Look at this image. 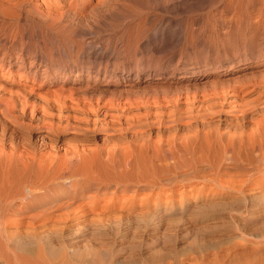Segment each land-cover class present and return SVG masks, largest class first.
<instances>
[{"label": "bare ground", "instance_id": "bare-ground-1", "mask_svg": "<svg viewBox=\"0 0 264 264\" xmlns=\"http://www.w3.org/2000/svg\"><path fill=\"white\" fill-rule=\"evenodd\" d=\"M57 1L59 6L67 4L66 0ZM135 1L160 8L182 4V0ZM246 1H222L217 21L184 29L186 32L169 25L148 27L141 43H130L136 50L141 49L142 61L118 62L112 70H91L92 64L109 58L112 50L92 45L77 48L79 55L85 53L87 67H50V62L36 56L34 49L30 52L32 60L27 61L15 26L8 22L3 26L0 55L1 49L15 53L18 47V51L13 60L0 56V66L23 69L31 79L26 83L0 78V258L5 264H19L27 257L15 253L26 241L22 236L11 241L14 234L46 237L115 233L133 229L130 221L135 219L151 222L155 232L169 235L170 241L173 233L193 235L203 247L210 242V235L231 223L238 232H230L228 227L224 231L226 238L234 242L221 250L223 255L236 263L245 260V264H264V258L250 263L251 256H264V69L260 78L248 84L217 86L235 80L227 78L202 91L187 89L183 93L131 99L86 96L77 91L81 86L68 89L71 91L62 87L77 73L156 81L238 72L245 50L254 44L255 31L264 22V0H250L254 7L250 11L244 7ZM36 2L0 0V20H6V8H13L19 20L20 11L35 9ZM39 2L44 6L39 18L47 24L45 29L59 26L53 20L58 17L51 13L53 0ZM224 14L228 18H223ZM251 16L256 21H251ZM184 37L197 45L199 64L183 61L178 65L171 58L160 64L165 58L160 52ZM152 50L155 55L150 54ZM151 60L157 61L151 65ZM36 78L47 87L59 85V91L51 92L49 88L42 93ZM123 220L130 223L124 227L119 223ZM4 248L16 255L7 254ZM59 252L63 260L52 264L106 262L98 255L87 259L74 248L70 254L63 248ZM178 254L184 257L178 256L176 264H189L186 261L196 257L194 251L193 257H187L185 251ZM204 255L200 254L201 258ZM158 260L150 254L146 264H157ZM123 263L116 259L109 264Z\"/></svg>", "mask_w": 264, "mask_h": 264}, {"label": "rangeland", "instance_id": "rangeland-1", "mask_svg": "<svg viewBox=\"0 0 264 264\" xmlns=\"http://www.w3.org/2000/svg\"><path fill=\"white\" fill-rule=\"evenodd\" d=\"M197 1L198 2L200 1L199 3L201 4H199ZM203 1L204 0H193V1L182 0L181 3L184 4L186 2V4L184 5L180 4L179 6H175L173 8L171 7L172 6L171 4L170 7L168 6V7L160 8L152 5H142L136 2L135 0H66L67 4L63 6H59L60 5L59 1L53 0L51 4L52 17L55 16L61 18L62 16V18L58 19L54 17L55 19L53 20L56 23H59V26L58 24H56L55 28H52L50 30V29H45L46 27L44 26H46L47 24L45 23V21L39 18L40 13H44V6L43 4H40L41 2H39V0H37L36 2L37 6L35 8L36 10L31 9V7H27L28 11L27 10L26 11L24 10L25 12L23 10L20 11V16L18 17L19 20H16V18L13 15L14 14V11L12 10L13 8H10L12 12L10 11L9 8L6 9H9L10 12L4 9L5 10L4 12L6 13L4 18L6 17V20L3 21L2 19L0 20V32L3 26L12 23L10 25H12L13 27L15 26L14 29H16V31L19 32L18 36L20 37V39L17 38V40L19 39L18 41L20 44L19 47L21 48L22 55H24V59L26 58L27 61H31L32 57L30 55L31 54L30 52H32L34 49L36 52L35 53L36 56H38L39 58L40 56H42L43 59H47V61L50 62L49 63L50 67L53 66L54 68L56 66L62 67L69 65L73 67H77L78 65H81L83 67L89 66L86 63H84L85 61H83V58H85V53L79 55V52L77 51L78 50L77 48L84 47V45L99 46L103 48L107 47L110 50L112 48V50L109 53V58H106L105 60L103 59L99 60L98 61L99 64L98 62L95 63L96 66L95 64L91 65L92 71L95 70L96 68L102 70L103 68L105 69L106 67L109 70H112L115 67V65L116 67L118 66L117 65L118 62L119 63L125 62L126 64H128L130 62L142 61L140 60L141 59L140 55L142 52L141 49L136 50L135 48L130 46V43H133L134 41L141 43L143 39H145V36L147 34L145 32L147 29L155 28L156 26H160V25L161 27L169 25L172 29H176L177 31H181V32H186L191 27H194L192 29H195L198 26H204L206 25L207 22L212 23L218 20L217 18H219L220 15L222 14V12L220 14L219 11L222 8L221 7V4L223 3L222 1H228V0H211V1L205 0L204 3L206 2V4H204ZM171 2H173V0H170V3ZM244 7H246L249 11L251 9H254L253 5L250 4V0L246 1ZM228 16L229 15L224 14L223 18L226 19L228 18ZM8 18L9 20H7ZM251 18H250L251 21H256L255 16H253L252 19ZM263 23L264 22H262V25H260V27L255 31L256 41L254 40L255 42L251 46V48L245 50L246 54L245 56L242 57L244 59L240 65L238 72H234V73L227 72L220 75H210V74L208 75L206 73L205 75L201 74L198 75L197 77L187 78L186 76H184L179 79L176 78L156 79V81L145 77L134 80H127L122 78H118L115 80L114 78H109V79L102 78V75L99 77H94L93 75L86 76V74L82 75L81 73H77L76 75L73 74L74 76L73 81L68 80L67 83L64 84L62 87L63 89L65 88L64 90L67 91L68 89L71 88L75 90V87L78 88L79 86H81L78 90L76 88V90L78 92L80 91L81 93H83V95L89 94L92 96H99V97L104 96L103 98L106 99H123V98L131 99L135 97H139V98L147 97L148 95H155V94L161 95V94L183 93L187 89H189V91H202L204 89L211 88L214 83H220L221 81H225L227 78H233L235 80L229 81L224 85H217V86L225 87L227 84L235 85V86L239 84H248L251 83V81L260 78L262 75V71L264 69V38H263L264 24ZM184 29L187 30L185 31ZM48 31H50L51 33H49ZM40 32L41 34L45 32L46 35L44 33L43 34L44 36H42ZM22 33L24 36L22 35ZM30 33L33 34L31 35ZM53 34L56 35L55 38ZM142 34H144V36ZM33 37H35L38 41ZM137 39L140 40L138 41ZM83 41L85 44L83 43ZM103 44L105 45L103 46ZM58 45L59 47H57ZM61 47L63 48V50ZM17 48L15 49L18 51ZM35 48L38 49L36 50ZM1 50L2 51L0 56L4 58L10 57L11 60H13L12 56H14L15 53H17V51H15V53H13V51L11 52L5 51L4 53V49ZM48 51H50L51 53ZM150 54L155 55L153 53V50L150 52ZM198 54L199 51L197 45L195 43H191L190 39L188 40L185 38L180 40L177 44H173L169 46L168 49H166L165 51H161L160 55H165L164 56L165 58H163L159 63L164 64L169 58H171V60H173V63H177L178 65L181 64L183 61L191 62L190 64H199L197 60L198 58H200V56ZM152 61L153 60L150 61V64L152 63L151 65H154L157 60H154V62ZM209 62L210 61L208 60L205 61V63H209ZM3 65L0 66L1 79H4L6 81L12 80V81H17V82L19 81L26 83L30 82L31 80L30 77L27 76V73L23 69H17L12 65H10V68L8 69L6 65L4 66ZM43 67L44 66L41 65L40 69L41 68L43 69ZM40 72L41 70L38 71L39 74ZM158 72L160 73L161 70H158ZM35 83L41 85L40 91L42 93H47L49 88L51 92L52 91L58 92L59 91L58 88L60 87L59 85L47 87L48 84L44 83L43 80H39V78L35 79ZM52 84H54V82ZM255 117L259 118V116H255ZM132 221H130L131 222L130 223L123 220V221H119V223L124 227L126 224L130 223L132 224L133 229L135 231H133V229H129V230L124 229L125 232L124 230H122L119 232H115L116 234L113 232L110 233L109 231L108 232L103 231L104 233L98 232V234L97 232L96 233L94 232L95 235L93 233L90 234V232L89 233L77 232V234L75 233V235L74 233L73 234L70 233L69 234L70 236H68L67 234L62 235L65 237L56 234L48 235L49 237L48 236L45 237L44 235H38V234L37 235L34 234V236L32 234H30L32 236H29L28 234H24V235L14 234L15 236L12 235L10 240L12 241V239H17V238L23 239L22 237H24L23 240L26 241V245L23 247V249L19 250L18 251L19 253L17 251L15 252L17 255H20L24 258L26 257L25 254L27 255V257L24 260L20 261L21 264H23L24 262L25 263L31 262L30 264H32L33 261L34 264H52L55 262H61L63 258L60 257L62 256L61 255L62 252L61 253L59 252L60 248L61 249L63 248L65 251H67V253H69V251H71L73 248L74 250H79L80 252L84 253V256H86L87 259H89V257L91 256L94 257L98 255L100 258H102V261L103 260L106 261V262L101 261L102 262L101 264L113 263L114 260L116 259H122L124 262L123 264H146L147 256H149L150 254L158 256L159 260L157 264H176L175 260L177 259L178 256H180L178 257L179 259H183L182 257L184 256L178 254L183 251H185L188 254L187 257L189 256L193 257L194 255L193 251L196 254L194 256H196L197 258L195 257L193 260L190 259L189 260L190 262L186 261V263L188 262L189 264L192 263L193 264H202V263L203 264H238V263L245 264L246 262L245 260H243V262L242 260H240L239 262L237 261L236 263L235 261L233 262L231 260H228L229 259L228 255H223L224 252L221 251L234 242L226 238L227 235H225L226 232H224L226 228L227 227L229 229L231 228L230 232L233 231L238 232V230L235 229L234 226H231V223L227 224L226 226L222 227L214 234L210 235L209 236L210 242L206 244L207 246L205 245V247H203L199 245L200 243L198 241L193 240V235L182 233L181 236L180 234L181 232L173 233V236L171 237V241H170L167 238V236L169 235L164 236V234H162L161 231L155 232L153 227H151L153 226L151 222L140 219L138 220L135 219ZM136 221H139L140 223ZM142 222H145V225ZM174 234H177L178 236ZM25 235H28L29 238ZM20 236L22 237L20 238ZM43 237H45L46 239H44ZM43 239L44 241H42ZM49 242H51V244L53 245H48ZM64 245L66 246L62 247ZM69 248L72 249L70 250ZM4 250H7V248L6 249L4 248ZM21 251L24 254L20 253ZM40 251L42 256L39 255ZM5 252H7V254L10 255L13 254L16 255L14 251L13 252L11 251L12 253L10 252V250H7ZM90 252H94L95 254L96 253L97 254L92 255ZM197 252L199 254L198 256H197ZM220 252L222 253L220 254ZM217 253L219 255H217ZM87 254H89V256ZM166 254L168 256L165 257ZM200 254L201 255L205 254L204 256H202L204 258H201ZM198 257H200L201 260ZM27 258H29L30 261L26 260ZM33 258L35 259L33 260ZM36 258L38 260H36ZM263 258H264L263 255H258V254L256 256L253 255L250 258L251 260L250 263H252V261H255L257 259L261 260ZM35 261L37 263H35ZM193 261H195V263ZM17 263H19V261ZM0 264H5L3 258H0Z\"/></svg>", "mask_w": 264, "mask_h": 264}]
</instances>
